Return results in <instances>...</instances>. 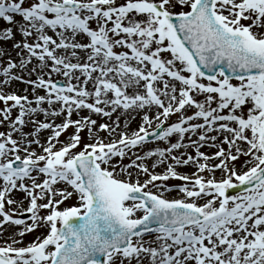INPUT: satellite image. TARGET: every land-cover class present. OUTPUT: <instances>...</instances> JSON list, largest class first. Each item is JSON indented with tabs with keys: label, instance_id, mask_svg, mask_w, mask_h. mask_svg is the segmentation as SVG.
<instances>
[{
	"label": "snow or ice",
	"instance_id": "6c2138e0",
	"mask_svg": "<svg viewBox=\"0 0 264 264\" xmlns=\"http://www.w3.org/2000/svg\"><path fill=\"white\" fill-rule=\"evenodd\" d=\"M0 20L21 36L18 61L0 48V264H264V0H0Z\"/></svg>",
	"mask_w": 264,
	"mask_h": 264
},
{
	"label": "rangeland",
	"instance_id": "374dc122",
	"mask_svg": "<svg viewBox=\"0 0 264 264\" xmlns=\"http://www.w3.org/2000/svg\"><path fill=\"white\" fill-rule=\"evenodd\" d=\"M121 2H123V0H121ZM16 19L19 20L20 18L19 17H16ZM8 26L9 25L6 22L0 20V30H3L4 28H6ZM13 30L16 31L15 28ZM20 39H21V36L17 32L16 35H15L14 40H7V41L0 40V48L7 49L8 52L10 53V55H11V58L13 60H17V61L19 60V57L17 56V51L18 50H13L12 45H13V42L14 41H19ZM83 42H87V38L86 37L83 38ZM6 44H8L9 46H7ZM119 50L120 49H117V51H119ZM6 62H7V56H5L3 58H0V66H2V64L3 63H6ZM14 71H16V70H14ZM23 75L25 76V78H27V73H23ZM31 78L32 79H35V74H33V76ZM52 78L55 79V80H60V81H63L64 80V77L59 76L57 74H53V77ZM12 83H14V86H12L13 85L12 84V85H9V86L4 87V92L6 94L7 93H15V94L21 95V96H23V95H28V96L34 95V94H30V92H29L31 90L29 85L23 84V83H21L19 81H15V80L12 81ZM25 88H29V91L28 92H25L24 91ZM39 94L42 95L43 94V90H39ZM197 99H202V97H197ZM11 103L12 102L9 101V104H11ZM44 106L47 107V105H44ZM3 107H4L3 102H0V108H3ZM191 111L192 110H189V114L191 113ZM18 114H19L18 109H13L12 110V113H11V118L14 119L15 116L18 115ZM41 115L42 116H41L40 119L36 117L37 120H44L43 114H41ZM81 115H87V111L85 110L84 112L81 113ZM0 118H2V117H0ZM77 118L78 117L74 114L73 115V119H77ZM94 118H96V117H94ZM61 119L62 118H57L56 122L59 123ZM172 119L175 120V117H173ZM98 122H102V121L99 120V118H98ZM138 122H139V118L137 117L135 120L131 121L130 127L134 129L137 126ZM27 127L28 126H25L24 131L28 132V131H32L33 130V125H31L29 128H27ZM0 131H3V132L10 131L7 122H5L4 124H0ZM71 131H72V129H69V133ZM48 134L49 133H48L47 130H42L39 133L40 139H41L42 142L46 139V137L48 136ZM16 135L17 134H15V136ZM102 135H104V134L102 133ZM61 139H66V135L65 136H62ZM193 139H196V137H193ZM221 139H222V137H221ZM84 141L87 142V135H86V133L84 134ZM149 146H154V144L149 145ZM222 146L227 149V145L226 144H224ZM33 147L35 148L36 145H33ZM37 151H39V149H37ZM187 151L190 152V153H192L193 155L195 154V150L193 148H189V149H187ZM201 151L205 152L208 155H211L212 153H214L215 151H217V149L216 148H211V147L205 146V147L201 148ZM244 159H246V158L245 157H241L240 160L238 162H236V168L238 170L241 168V165L243 164ZM125 162L127 163V161H125ZM209 163L210 164H215V163H218V160H211V161H209ZM177 170L179 172H182V173H185V174H189L190 175L192 172L195 171V168L189 165V166L178 167ZM156 171L157 172H163L164 171V168L163 167L157 168ZM204 175L205 176H208L210 174L205 173ZM215 178L217 180H219L221 178V173L219 171H216ZM166 183L168 185L172 186V185H179V184H181L183 182L182 181H179V180H176V179H170ZM20 195H23V194L20 193ZM180 195L181 194L178 193V191H176V190H173L171 192H166L165 193V196H167V198H169V199L180 198ZM198 203L202 204V203H204V201L201 200V201H198ZM25 206H27V202H25ZM40 231H43V229H41ZM34 235H39V232H37L35 234H28V235H26L25 238H24L25 243H28L32 239H34ZM0 243H3V241L0 240Z\"/></svg>",
	"mask_w": 264,
	"mask_h": 264
},
{
	"label": "bare ground",
	"instance_id": "6f19581e",
	"mask_svg": "<svg viewBox=\"0 0 264 264\" xmlns=\"http://www.w3.org/2000/svg\"><path fill=\"white\" fill-rule=\"evenodd\" d=\"M14 42H15V41H14ZM14 42H13V43H14ZM6 45L9 46L8 44H6ZM12 84H13V85H12ZM10 85L14 86V83L11 82ZM29 92H30V94H33V93L31 92V90H30ZM29 99H34V95L29 96ZM41 116H42V115L40 114V115H38V116H36V117L40 119ZM36 117H35V119H37ZM31 125H32V124H31L30 122L26 124V126H28L27 128H29ZM28 130H29V129H28ZM13 135H14V137H15V133H14ZM39 136H40V135H39ZM13 195H14V197H15L16 199H20V198L22 197V195H20V193H14ZM11 231H12V229H9V233H10Z\"/></svg>",
	"mask_w": 264,
	"mask_h": 264
},
{
	"label": "water",
	"instance_id": "95a60500",
	"mask_svg": "<svg viewBox=\"0 0 264 264\" xmlns=\"http://www.w3.org/2000/svg\"><path fill=\"white\" fill-rule=\"evenodd\" d=\"M241 190H244V186H240L238 188H235L233 190H230V192L232 193L233 191H241Z\"/></svg>",
	"mask_w": 264,
	"mask_h": 264
}]
</instances>
